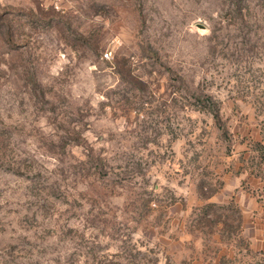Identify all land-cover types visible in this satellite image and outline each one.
Listing matches in <instances>:
<instances>
[{
    "label": "rangeland",
    "instance_id": "obj_1",
    "mask_svg": "<svg viewBox=\"0 0 264 264\" xmlns=\"http://www.w3.org/2000/svg\"><path fill=\"white\" fill-rule=\"evenodd\" d=\"M0 264H264V0H0Z\"/></svg>",
    "mask_w": 264,
    "mask_h": 264
},
{
    "label": "trees",
    "instance_id": "obj_2",
    "mask_svg": "<svg viewBox=\"0 0 264 264\" xmlns=\"http://www.w3.org/2000/svg\"><path fill=\"white\" fill-rule=\"evenodd\" d=\"M203 103H205V106H209V107H212L214 105V103L213 102H210V101L209 102L203 101ZM215 117L216 118L219 117L217 113L215 114Z\"/></svg>",
    "mask_w": 264,
    "mask_h": 264
},
{
    "label": "built area",
    "instance_id": "obj_3",
    "mask_svg": "<svg viewBox=\"0 0 264 264\" xmlns=\"http://www.w3.org/2000/svg\"><path fill=\"white\" fill-rule=\"evenodd\" d=\"M105 55L108 56V53H106Z\"/></svg>",
    "mask_w": 264,
    "mask_h": 264
}]
</instances>
